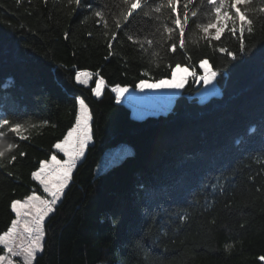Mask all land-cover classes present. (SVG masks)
Masks as SVG:
<instances>
[{
	"label": "trees",
	"instance_id": "1",
	"mask_svg": "<svg viewBox=\"0 0 264 264\" xmlns=\"http://www.w3.org/2000/svg\"><path fill=\"white\" fill-rule=\"evenodd\" d=\"M159 3L146 0L124 22L122 0H0V112L27 137L0 141L14 145L0 158V232L14 218L12 199L40 193L31 172L74 122L76 96L94 118L92 143L46 220L34 264H264V0H253L248 54H239L238 33L203 37L196 25L207 22V0L189 5L197 16L180 49L178 32L174 40L163 32L167 10L157 19ZM204 58L222 70L221 94L205 101L202 84L188 83L169 112L138 118L110 91L170 77L178 62L199 72ZM80 69L105 77L101 97L90 91L96 77L74 82ZM124 145L132 151L98 169L110 148Z\"/></svg>",
	"mask_w": 264,
	"mask_h": 264
},
{
	"label": "snow or ice",
	"instance_id": "2",
	"mask_svg": "<svg viewBox=\"0 0 264 264\" xmlns=\"http://www.w3.org/2000/svg\"><path fill=\"white\" fill-rule=\"evenodd\" d=\"M193 0H186L181 9V0H161L155 12L157 19L163 16L165 10L169 13L167 22L163 23V32L168 34L169 40H174L178 32L179 48L186 46L185 31L193 17L197 16L196 11L189 15V5ZM203 2V0H202ZM75 3L81 5V0H69V4ZM123 12L121 20L127 22L129 19H135L136 15L144 11L146 0H122ZM253 0H207L209 11L207 22L199 23L196 26L203 33V37L211 42L221 41L222 35L227 30L233 36L238 35L239 54H248L249 49L245 44V33L252 34L253 20L249 18L253 8ZM264 12V6L258 9ZM96 17H103L102 11L95 12ZM169 23L171 26H169ZM107 27V25H105ZM116 27L121 28V22H116ZM67 37V33L65 34ZM115 38V33L113 34ZM127 39L131 41L132 36ZM151 43V41H149ZM109 48L112 47L111 42ZM171 48L176 50V43H172ZM218 51L226 54L232 61L239 59V55L225 47H219ZM197 66L191 64L176 63L174 67L169 66L170 77L164 76L159 79L149 77L140 79L135 83L134 88L144 92L146 89H165L175 88L183 89L188 83L202 84L206 86V92L209 96L218 95L213 85L218 76L222 75L221 69L213 68L207 58L200 59ZM94 80V87H91V93L99 98L105 88L106 81L103 75L88 69L74 71L73 80L80 86H88ZM110 91L114 93L116 102H120L126 93L129 92V85L115 83ZM74 122L67 127L62 138H58L52 145L53 151L46 158L38 161V167L31 172V178L38 183L41 190H30L29 194L22 198L12 199L10 201V210L14 213L6 230L0 232V264H34L37 254L44 250V241L46 236V219L53 214L58 202L62 201L66 189L70 186L74 169L78 166V161L85 156L86 148L93 139V115L89 103L82 95L75 98ZM167 108V107H166ZM166 108L159 110H164ZM24 126L19 122H13L0 112V141L7 139L9 134H14L16 138L27 139L22 135ZM250 132H255L251 128ZM239 143V141H238ZM14 145L8 143L6 146L0 144V158H4L6 152H11ZM21 156L24 153H20ZM12 161L16 156H11ZM231 248L232 245H226ZM22 258V261L17 259ZM264 260V256L260 257Z\"/></svg>",
	"mask_w": 264,
	"mask_h": 264
},
{
	"label": "rangeland",
	"instance_id": "3",
	"mask_svg": "<svg viewBox=\"0 0 264 264\" xmlns=\"http://www.w3.org/2000/svg\"><path fill=\"white\" fill-rule=\"evenodd\" d=\"M197 85H200V84H197ZM106 86L107 85H105V88ZM202 86L203 87L197 93V96L199 97L201 101H205L212 96L207 95L206 86L204 85ZM207 87L208 88L215 87L218 90V93H219L218 95H220L222 92L221 87L219 86L217 80L213 83V85L207 86ZM105 88L103 89L102 94L104 93ZM183 89H175V88L146 89L144 90V92H140V90L129 86V92L125 94L121 102L126 103L131 108L132 114L137 113L138 118H142L148 115H159L162 113H167L172 109L177 96L181 94ZM158 108L160 109L166 108V109L159 110ZM92 140L89 142V144L92 143ZM121 149L122 147L110 148L104 155L103 159L101 160L98 166V169L106 168L112 162H117L122 157H124L126 154L132 151V147L130 145H124L122 151ZM40 253H38L37 255H39ZM17 259L22 261V258H17Z\"/></svg>",
	"mask_w": 264,
	"mask_h": 264
}]
</instances>
